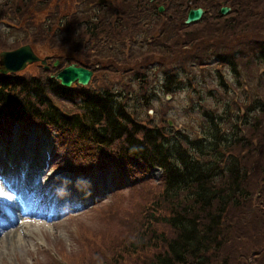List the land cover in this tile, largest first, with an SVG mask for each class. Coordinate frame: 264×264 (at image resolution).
Listing matches in <instances>:
<instances>
[{"label":"trees","instance_id":"obj_1","mask_svg":"<svg viewBox=\"0 0 264 264\" xmlns=\"http://www.w3.org/2000/svg\"><path fill=\"white\" fill-rule=\"evenodd\" d=\"M38 1L37 7H29ZM238 2L108 0L100 5L97 0H89L93 9L87 16V22H84V36L70 33L68 25L72 20L69 18H74L72 14L75 11L60 0H0V10L5 6L8 8L5 15L21 16L22 21L10 23L11 27L31 21L35 34L40 32L50 38L49 33H60L57 40L62 43L55 40L54 45V48L60 49H52L49 54L65 64L78 62L92 68L95 73L107 64L123 63L119 57H114L118 38L111 37V29L120 34L125 27H133L131 31L136 34L140 46L150 45L142 68L132 70L136 78L144 81L150 74L148 70L155 68L166 71L168 80L163 88L173 93L176 89L173 85L184 80L179 78V71L171 72L175 68L174 63L168 64L165 57L168 46L171 50L174 44L177 45L176 62L187 57V62L196 61L204 65L206 57H214L219 63L227 60L237 72V59L242 56L244 48L250 47L253 59L264 64V36L252 39L250 35V43L239 49L238 43L245 40V35L242 30L239 31V25L230 13L223 15L220 11L221 6L233 7ZM160 4L165 6V12H159ZM198 6L204 7L208 13L214 10L213 14H217L214 22L218 27H204L209 23L210 16L207 15L198 23L185 24L188 9ZM98 7H110V10L97 13ZM168 11L171 13L168 14ZM145 14L146 17L143 16ZM107 19L109 27L105 28ZM160 22L167 24L159 25ZM153 24L156 28L152 31ZM60 26H63L62 32ZM263 27L259 29L263 31ZM165 28H170L171 32ZM259 29L255 30L257 34ZM24 33L31 32L27 30ZM64 34L74 35L72 39L79 40L76 53L62 54L66 44L63 40L68 39L63 37ZM123 35L125 33L121 35V43L125 44ZM17 43H30L37 50L31 35H25V39ZM82 45L84 52L79 50ZM233 45L236 49L233 48L229 54L225 49ZM182 46L186 47L183 49ZM135 49L140 55L141 51ZM150 54L156 55L151 61L148 60ZM133 61L135 64L139 58ZM224 86L227 89V85ZM51 93L73 97L80 95L82 101L78 111L70 112L58 106ZM150 94L136 95L132 99L133 104H129V99L118 100L108 87L98 91L82 86L65 88L51 77L0 74V121L3 120L7 127L16 122L54 126L64 134V139L73 146V150L100 165L111 163L141 173H147L152 167L162 169L161 188L154 196L151 195L142 218L148 223L138 226L136 233L122 247L124 251L119 249L122 260L128 253L135 255L151 250L148 264H236L239 257L247 254L244 242L249 241V233L254 231L261 235L249 241L251 245L253 243L251 251L255 252L252 255L264 254V226L256 229L257 215L248 214L255 191L258 195L260 191L253 190V185L249 184V169L241 158L243 151H251L249 139L242 137L243 127L249 125L248 117L237 110L235 119L227 121L228 110L220 116L203 110L209 121L202 133L194 137L193 134L143 119L135 107ZM145 103L151 107L149 102ZM260 110H264V103L257 100L245 109V113L248 116ZM237 121L242 122L238 124ZM133 235H136L135 238ZM115 264H120L119 260L116 259Z\"/></svg>","mask_w":264,"mask_h":264},{"label":"rangeland","instance_id":"obj_2","mask_svg":"<svg viewBox=\"0 0 264 264\" xmlns=\"http://www.w3.org/2000/svg\"><path fill=\"white\" fill-rule=\"evenodd\" d=\"M3 1L6 2V0ZM60 1L63 5L71 6L75 11L72 14L74 18H69L72 20L68 25V30L71 29L70 33L84 36L82 28L85 27L84 22H87V16L93 9V6L89 5V0H84V2L82 0ZM38 4L39 1L32 3L29 7L35 8ZM104 9L110 10V7H98L96 12L101 13ZM5 10H8L5 6L0 10V51L16 49L21 46L17 41L21 42L25 39V35H31L38 53L41 56L49 55L52 63L56 58L49 53L52 49H60V47L54 48L55 40L57 43H62L57 40L61 36L60 33H49L50 38L40 32L35 34L34 28L30 26L31 21L11 27L10 23L17 20L22 21L21 16L5 15L8 14ZM169 13L171 12L168 11ZM213 13L214 10L206 12L207 17L210 16V18L209 23L204 25L205 28L218 27L217 22H214L217 20L215 18L217 14ZM229 13L238 23L239 31L242 30L245 35L243 43H238L239 49L245 43H250V35L252 39L257 38L258 35L259 37L264 36V27L263 31L259 29L264 26V0H239L237 5L231 6ZM146 15L143 16L146 17ZM6 17L10 18L6 19ZM108 20H105V28L109 27ZM165 24L167 23L160 22L159 25ZM125 28L120 34H117L118 31L113 28L111 29V37L117 36L119 47L117 49L116 46L114 57H119L123 63L107 64L102 70L97 71L90 84L84 87L97 91L108 87L120 99L123 95L124 99H128V97L151 89L152 94L143 102L151 101L152 106L135 107L138 108L141 117L149 119L155 125H165L176 131L181 130L193 134L194 137L202 133L205 124L209 121L202 113L203 110L219 116L224 115L225 110H228L227 121L235 119L237 110L238 113H243L244 117H248L249 125L243 127L242 137L249 139L251 151H243L241 158L249 169V184L253 185V190L260 191L259 195L255 191L249 203L248 214L257 215L256 229L263 227L264 110L254 111L248 116L244 112L254 101L259 100L264 103V64L253 59L250 47L244 48L242 56L237 59V72L231 68L227 60L218 63L214 57H206L204 65L196 61L187 62L185 59L187 57L181 62H176L174 57L177 54L175 50L177 45L174 44L171 50L168 46L165 57L168 64L174 63L175 68L171 72L179 71V78L184 80L173 85L176 87L175 92L168 94L165 89H162L165 81L168 80L165 75L166 71L158 68L151 69L153 71L148 70L150 74L143 83L136 78L132 70L142 68L141 65L145 63L144 59L149 54L150 45L140 46L139 39L131 31L133 27ZM154 28L156 26L153 24L152 31ZM255 28L259 29L258 34ZM165 29L171 32L170 28ZM27 30L31 33H24ZM60 30L63 31V26H60ZM123 33H125L123 35L125 44L121 43ZM74 35H63L68 39L63 40L66 44L62 54L70 55L77 52L75 47L80 42L72 39ZM169 36L171 38V33ZM135 47L141 51L140 55ZM185 47L182 46L183 49ZM235 47L236 45L228 46L225 50L230 54L233 48L236 49ZM79 50L84 52V45ZM154 57H156L155 54H150L148 60L151 61ZM138 58L139 61H137ZM133 60L137 62L134 64ZM61 67L51 66L45 70L42 64L34 63L20 73L28 77L41 75L44 78L46 75H56ZM222 80L228 85V89L222 86ZM152 96L154 98H151ZM54 97L51 95L55 104L63 109L70 112L78 111L81 97H75L78 102ZM128 101L129 104H133V100ZM237 122L239 124L242 121ZM222 129L225 132V125ZM19 132L17 127L12 136L0 139V166H8L9 173L12 170L21 172V162L27 159L38 171L34 177L30 175L35 178L33 183L23 188L22 198L28 200V204L24 205L21 210L16 205V202H20L17 193L12 186L4 185L5 177L0 174V217L5 216L2 217L5 223H0V264H115L116 259L120 264H148L152 255L151 250L140 251L135 255L128 253L123 260L119 257L118 251L130 240L132 234L136 233L138 226L148 223L142 218L144 212L147 211L146 205L151 201V195H155L161 188V169H151L147 177L137 175L136 178H132L128 170L118 175L110 165L99 167L102 168L99 170L91 159L84 160L79 154L65 157L63 148L59 147L53 132L46 130L37 134L29 130L25 135H19ZM16 161L18 163L15 165ZM53 179L57 182L54 191L62 195V198L58 196L59 199H56L52 205H57L61 211L52 217L31 214L30 211L37 201L41 203L38 199L39 191L37 192L35 188L40 184V190L46 193L43 196L48 201L49 191L41 187L52 183ZM12 183L16 189L22 187L19 180ZM66 187H72V191H68ZM35 193L37 194L34 195ZM69 201L74 203L69 204ZM5 207L12 211L14 218L5 214L3 210ZM257 211L259 213H256ZM260 235L256 231L249 233L248 240ZM13 236H15V241L10 243L11 239L8 240V237ZM135 236L133 235V238ZM249 241L244 242L247 244L245 249L247 254L239 257L236 264H264L263 252V255L255 254H260L258 257L252 255L255 252L251 251L253 243L251 245ZM121 250L124 251V248Z\"/></svg>","mask_w":264,"mask_h":264},{"label":"water","instance_id":"obj_3","mask_svg":"<svg viewBox=\"0 0 264 264\" xmlns=\"http://www.w3.org/2000/svg\"><path fill=\"white\" fill-rule=\"evenodd\" d=\"M101 2L103 0H100ZM163 6L160 7V10H163ZM230 11L229 6H223L221 12L227 14ZM205 13L203 7L192 8L187 16L185 22L187 24L197 22L201 20ZM42 61L46 63V59H40L38 57L32 46L26 44L20 46L14 50H4L0 52V71L3 73L16 72L23 70L29 63H34L37 61ZM58 64L56 61L55 65ZM93 71L87 67L78 65L77 63L69 64L64 67L58 74L57 79L60 80V83L63 86L70 87L74 82H78L81 85H87L92 79Z\"/></svg>","mask_w":264,"mask_h":264},{"label":"bare ground","instance_id":"obj_4","mask_svg":"<svg viewBox=\"0 0 264 264\" xmlns=\"http://www.w3.org/2000/svg\"><path fill=\"white\" fill-rule=\"evenodd\" d=\"M66 188H68V187H66ZM69 189L71 190V187H70ZM8 238H9L8 240H10V239H11V240H10V243H13V241H15V239H14V238H15V236H13V237H11V238H10V237H8Z\"/></svg>","mask_w":264,"mask_h":264}]
</instances>
